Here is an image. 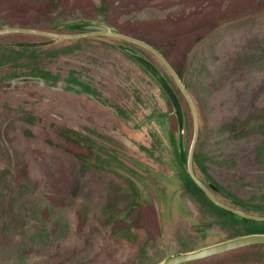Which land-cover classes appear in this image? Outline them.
<instances>
[{"label": "rangeland", "instance_id": "1", "mask_svg": "<svg viewBox=\"0 0 264 264\" xmlns=\"http://www.w3.org/2000/svg\"><path fill=\"white\" fill-rule=\"evenodd\" d=\"M100 25L158 50L189 92L193 169L264 217V0H0V29ZM133 55L150 62L170 98ZM187 102L160 61L111 37L0 36V264H159L264 235L186 169ZM183 264H264V244Z\"/></svg>", "mask_w": 264, "mask_h": 264}, {"label": "water", "instance_id": "2", "mask_svg": "<svg viewBox=\"0 0 264 264\" xmlns=\"http://www.w3.org/2000/svg\"><path fill=\"white\" fill-rule=\"evenodd\" d=\"M85 30L86 32H83V33L62 34V33H52L48 31H41V30L28 29V28H5V29H0V36L4 34H29V35L44 36V37H48L51 39H60V40L79 39V38L93 37V36L111 37V38L120 39L128 43L134 44L150 52L160 61V63L164 66V68L170 74L178 90L180 91L185 101L187 102L191 115H192L193 136H192L191 143L189 145L187 159H186V169H187V173L189 177L191 178V180L200 188V190L204 193L207 199H209V201H211L214 205L228 212H231L235 215L243 217L244 219L264 222V217L243 213V211L238 210L234 207H231L221 202L220 200H218L212 194L210 188L206 186L204 183H202L195 175V172L193 169V155H194V148H195V144H196L198 133H199V123H198L196 107H195V104L189 92L187 91L186 87L182 83L180 77L175 72V70L172 68V66L168 63V61L164 58V56L151 45L141 40L124 35L122 33L112 31L105 26L87 25L85 26ZM133 57L139 63H141L155 77V79L160 83V85L162 86V88L165 90L168 97L170 98L173 108H174V113L178 120L180 139L182 143H184L185 122H184V116L182 113V108H181V105L178 101L176 94L174 93L172 88L169 86L167 81L162 77V75L158 72V70L150 62H148L143 57L138 56V55H133ZM256 243L264 244V235L253 234V235H248L244 237L243 236L236 237V238L229 239V240H226V241H223V242L211 245V246H207V247L195 250V251L171 255L159 264H183V263L199 260L202 258H206V257L212 256L215 254H219L225 251H229L235 248H239L240 246L244 247V246H247L250 244H256Z\"/></svg>", "mask_w": 264, "mask_h": 264}, {"label": "trees", "instance_id": "3", "mask_svg": "<svg viewBox=\"0 0 264 264\" xmlns=\"http://www.w3.org/2000/svg\"><path fill=\"white\" fill-rule=\"evenodd\" d=\"M191 179V178H190ZM193 182V181H192ZM193 184L195 185V187L196 188H198V189H200L194 182H193ZM201 191V190H200ZM230 213V212H229ZM232 214V213H231ZM244 220H246V219H244ZM248 221H252V220H248Z\"/></svg>", "mask_w": 264, "mask_h": 264}]
</instances>
